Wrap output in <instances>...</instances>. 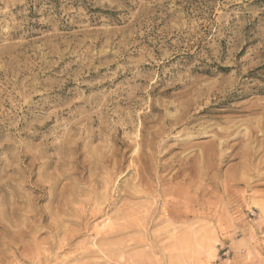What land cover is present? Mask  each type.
<instances>
[{
  "label": "rangeland",
  "instance_id": "rangeland-1",
  "mask_svg": "<svg viewBox=\"0 0 264 264\" xmlns=\"http://www.w3.org/2000/svg\"><path fill=\"white\" fill-rule=\"evenodd\" d=\"M0 264H264V0H0Z\"/></svg>",
  "mask_w": 264,
  "mask_h": 264
},
{
  "label": "bare ground",
  "instance_id": "bare-ground-1",
  "mask_svg": "<svg viewBox=\"0 0 264 264\" xmlns=\"http://www.w3.org/2000/svg\"><path fill=\"white\" fill-rule=\"evenodd\" d=\"M187 111V110H186ZM181 118V117H180ZM191 118H193V117H191ZM165 120V119H164ZM166 121H168V120H166ZM176 122V121H175ZM187 123V122H186ZM160 129V128H159ZM221 139V138H220ZM224 142V141H223ZM144 141H143V144H141V145H144ZM225 143V142H224ZM149 146H150V148H151V152L149 153V156L148 157H146L145 159H146V161L144 160V162H143V165L142 164H140L141 166L139 167H137V176H138V178H139V183H137V184H135L134 183V186L136 187V188H138V186H141L140 185V183H142L144 180H145V177H147V176H144L143 174L145 173V172H148V170L150 169V176L152 177V175H155V172H154V170L153 169H151L149 166H150V163H149V161H150V159L151 158H153V156H154V154H155V152H154V150H156L157 149V147H156V145H154L152 142L149 144ZM143 149V148H142ZM141 153H139V155H140ZM138 155V156H139ZM139 159V158H138ZM140 160H142V157H140ZM172 160V159H171ZM152 161V160H151ZM168 161V160H167ZM181 168V167H180ZM119 169V168H118ZM159 169V168H158ZM119 171V170H118ZM175 171V170H174ZM173 171V172H174ZM143 173V174H142ZM175 173H176V171H175ZM184 173V172H183ZM187 173V172H186ZM185 173V174H186ZM157 174H158V172H157ZM175 175V174H174ZM187 176V175H186ZM112 177V176H111ZM163 177H165V175L163 176ZM162 177V178H163ZM138 178H137V180H138ZM162 178H160L159 177V181H160V184H158V185H160V188L162 189V187L164 186V181H166V180H163ZM154 179V178H153ZM158 179V178H157ZM146 183H148V182H146ZM145 183V184H146ZM159 183V182H158ZM150 185V184H149ZM170 185V184H169ZM145 187V186H144ZM143 187V188H144ZM147 187V189H149V191L151 190L152 191V187H153V185L152 186H146ZM167 187V186H166ZM141 188V187H140ZM143 188H141L142 190H144ZM154 190V189H153ZM164 191V190H163ZM170 191V190H169ZM140 192V191H139ZM145 192V191H144ZM155 192V191H154ZM110 198V197H109ZM159 200H160V198H159ZM109 201V200H108ZM148 201V200H147ZM152 204V203H151ZM142 206V205H141ZM135 207V206H134ZM147 207V206H146ZM149 207H151V206H149ZM146 209V208H145ZM153 209V208H152ZM158 209V208H157ZM147 210H149V209H147ZM147 215V214H146ZM150 216V215H149ZM170 216V215H169ZM162 217V216H161ZM142 218H144V217H142ZM150 218V217H149ZM163 218V217H162ZM148 219V218H147ZM152 219V218H151ZM151 221V220H150ZM144 223V222H143ZM118 225V224H117ZM125 225H126V223H125ZM143 225V224H142ZM120 227V226H119ZM108 229H112V231L111 232H115L116 231V229H114L112 226H109V228ZM124 229V228H123Z\"/></svg>",
  "mask_w": 264,
  "mask_h": 264
}]
</instances>
